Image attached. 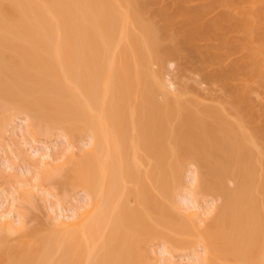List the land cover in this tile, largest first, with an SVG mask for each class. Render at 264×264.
<instances>
[{"label":"bare ground","instance_id":"1","mask_svg":"<svg viewBox=\"0 0 264 264\" xmlns=\"http://www.w3.org/2000/svg\"><path fill=\"white\" fill-rule=\"evenodd\" d=\"M162 1L0 0V126L22 114L30 138L89 136L79 161L68 150L36 175L84 190L85 211L57 216L52 234L25 231L22 208L17 224L3 215L0 264H144L150 239L201 244L196 264H262L264 117L251 86L264 90V0H170L154 12ZM179 58L220 86L224 107L167 94L165 64ZM185 161L194 190L222 199L202 230L196 202L186 221L168 206ZM14 231L29 241L10 244Z\"/></svg>","mask_w":264,"mask_h":264},{"label":"rangeland","instance_id":"2","mask_svg":"<svg viewBox=\"0 0 264 264\" xmlns=\"http://www.w3.org/2000/svg\"><path fill=\"white\" fill-rule=\"evenodd\" d=\"M162 3L161 5L158 4L159 6L153 5V11H165L164 6L170 5L171 1L163 0ZM152 70L156 71L158 67L154 65ZM163 79L166 92L170 97H179L182 100L191 102L198 109L206 107L222 108L225 106L227 95L220 86L202 80L183 58L166 62ZM251 89L253 90L251 95L252 104L264 117V90L260 89L257 84H253ZM158 101L162 102L163 99L159 97ZM27 123V118L20 114L0 126V219H3V215H8L7 219L17 224L19 214L16 213L22 208L21 212L24 215L21 212L19 213L24 217L25 231L35 228L43 234H52L57 230L55 227L57 216L65 215L70 218L69 215L74 216L77 210L83 213L89 199H87V194L82 189L63 192L57 186L58 184L56 185L59 179L56 176L53 177L52 181L39 186L37 184L38 178L36 179L38 168L43 166V162L50 165L51 169L54 168L64 161L67 157L66 154L69 153L68 150H73L70 152L73 154V159H75V162L79 161L83 156L82 151L88 148L89 136L83 134L79 139H74L76 141L70 143L62 131L56 128L48 137L30 138L29 135H24ZM258 159L264 160V156ZM196 171L197 168L192 161L183 163L180 187L172 195L168 206L176 210L181 219L183 217L185 221L190 207H194V209L197 207V212L199 211L203 215L209 212L206 216L199 214L201 220L199 217L197 218L198 215L196 216L198 220L194 217L195 226L198 230H202L216 216L218 212H216V209L222 206V199L209 195L201 189L194 190L192 179ZM226 187L233 190L234 183L227 181ZM21 189L27 192L26 197L28 195V198H25V202H22L19 207L18 204L20 203H17V199L20 197L18 194L21 195L23 192ZM193 202H196V207L192 206ZM13 203L15 208L12 209L10 207ZM131 204H133L132 201ZM10 209L12 211H9ZM203 211L206 213L204 214ZM9 212L11 213L9 214ZM7 219L1 220L2 223ZM16 224H13L15 228L17 227ZM23 235L24 232H9L7 241L10 244L29 241V239L23 240L25 238ZM145 246L146 261L144 264H167L168 262L170 264H196V259L202 256L204 252L201 244L183 250L177 249V247L172 248L161 239H150L146 241ZM261 260L264 264V255Z\"/></svg>","mask_w":264,"mask_h":264}]
</instances>
